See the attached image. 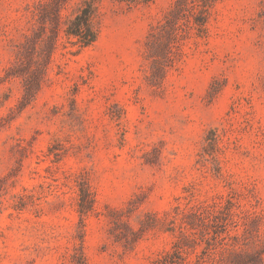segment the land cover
Here are the masks:
<instances>
[{
  "label": "rangeland",
  "instance_id": "374dc122",
  "mask_svg": "<svg viewBox=\"0 0 264 264\" xmlns=\"http://www.w3.org/2000/svg\"><path fill=\"white\" fill-rule=\"evenodd\" d=\"M0 264H264V0H0Z\"/></svg>",
  "mask_w": 264,
  "mask_h": 264
},
{
  "label": "trees",
  "instance_id": "16d2710c",
  "mask_svg": "<svg viewBox=\"0 0 264 264\" xmlns=\"http://www.w3.org/2000/svg\"><path fill=\"white\" fill-rule=\"evenodd\" d=\"M94 15L95 6L93 2L88 1L80 5L77 13L67 18L66 27L64 29L67 37L76 38L75 42L83 47L94 43L97 39V30L94 27ZM60 19L61 13H58V24Z\"/></svg>",
  "mask_w": 264,
  "mask_h": 264
}]
</instances>
